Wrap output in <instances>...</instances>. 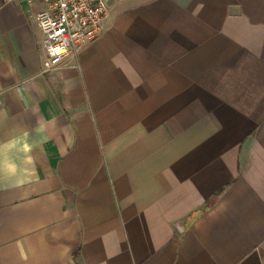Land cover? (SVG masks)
Here are the masks:
<instances>
[{
	"label": "crops",
	"instance_id": "obj_1",
	"mask_svg": "<svg viewBox=\"0 0 264 264\" xmlns=\"http://www.w3.org/2000/svg\"><path fill=\"white\" fill-rule=\"evenodd\" d=\"M108 6L45 73L0 0V264H264V0Z\"/></svg>",
	"mask_w": 264,
	"mask_h": 264
},
{
	"label": "built area",
	"instance_id": "obj_2",
	"mask_svg": "<svg viewBox=\"0 0 264 264\" xmlns=\"http://www.w3.org/2000/svg\"><path fill=\"white\" fill-rule=\"evenodd\" d=\"M2 1L11 4L20 0ZM37 1L43 5L37 19L43 36V72L48 73L57 70L68 57L76 56L101 35L110 0Z\"/></svg>",
	"mask_w": 264,
	"mask_h": 264
},
{
	"label": "clouds",
	"instance_id": "obj_3",
	"mask_svg": "<svg viewBox=\"0 0 264 264\" xmlns=\"http://www.w3.org/2000/svg\"><path fill=\"white\" fill-rule=\"evenodd\" d=\"M26 150V149H25Z\"/></svg>",
	"mask_w": 264,
	"mask_h": 264
}]
</instances>
